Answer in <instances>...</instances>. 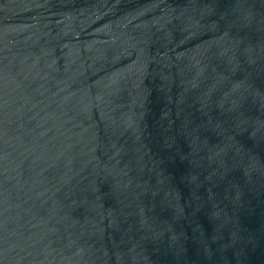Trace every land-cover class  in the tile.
I'll return each instance as SVG.
<instances>
[{
    "label": "water",
    "instance_id": "water-1",
    "mask_svg": "<svg viewBox=\"0 0 264 264\" xmlns=\"http://www.w3.org/2000/svg\"><path fill=\"white\" fill-rule=\"evenodd\" d=\"M0 264H264V0H0Z\"/></svg>",
    "mask_w": 264,
    "mask_h": 264
}]
</instances>
